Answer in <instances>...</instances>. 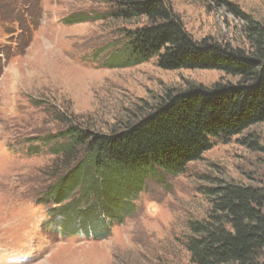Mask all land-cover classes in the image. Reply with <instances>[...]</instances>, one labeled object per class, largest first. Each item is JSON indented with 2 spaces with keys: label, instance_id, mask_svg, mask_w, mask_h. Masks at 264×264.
I'll return each instance as SVG.
<instances>
[{
  "label": "rangeland",
  "instance_id": "1",
  "mask_svg": "<svg viewBox=\"0 0 264 264\" xmlns=\"http://www.w3.org/2000/svg\"><path fill=\"white\" fill-rule=\"evenodd\" d=\"M165 1L197 41L210 37L250 52L245 16L264 26V0ZM107 8L101 0H0V264H193L188 225L209 207L200 190L220 182L264 188L262 122L227 142L213 140L182 174L158 173L140 191L115 187L112 203L104 200L111 207L98 210L94 223L73 215L96 208V200L69 209L68 199L56 204L45 196L58 157L54 142L43 140L66 128L56 114L110 133L169 89L236 82L216 70L165 71L154 59L111 67L122 30L144 20H103ZM69 16L81 21L66 23ZM60 206L67 213L53 211ZM108 220L111 230L101 226Z\"/></svg>",
  "mask_w": 264,
  "mask_h": 264
},
{
  "label": "trees",
  "instance_id": "2",
  "mask_svg": "<svg viewBox=\"0 0 264 264\" xmlns=\"http://www.w3.org/2000/svg\"><path fill=\"white\" fill-rule=\"evenodd\" d=\"M101 1L109 5L103 20H144L139 26L122 30L120 50L109 56L111 67L154 59L165 71L216 70L236 78V82L169 89L156 104L144 102L132 122L110 133L70 123L68 117L56 114L55 120L66 128L43 140L45 145L54 142L51 152L58 157V170L52 173L54 183L45 196L56 204L68 199L65 206L69 209L96 200L98 203H91L96 208L80 209L73 215L93 223L99 221L98 210L111 207L105 205L112 203L110 194L115 187L125 192L140 191L142 183L158 173L182 174L189 163L211 149L213 140L227 142L264 122V26L245 16L252 46L246 52L210 37L193 39L165 0ZM229 8L241 15L235 6ZM70 17L64 21H81ZM200 193L209 207L205 217L189 222L186 248L190 261L264 264V188L220 182ZM53 211L67 213L63 206ZM112 225L108 220L101 226L109 229ZM109 230L97 238L108 236Z\"/></svg>",
  "mask_w": 264,
  "mask_h": 264
}]
</instances>
